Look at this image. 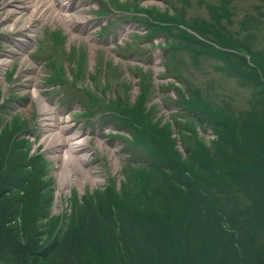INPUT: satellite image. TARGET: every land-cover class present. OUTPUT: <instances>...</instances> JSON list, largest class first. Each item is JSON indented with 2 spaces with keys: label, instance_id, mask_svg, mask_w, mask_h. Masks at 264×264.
Listing matches in <instances>:
<instances>
[{
  "label": "rangeland",
  "instance_id": "374dc122",
  "mask_svg": "<svg viewBox=\"0 0 264 264\" xmlns=\"http://www.w3.org/2000/svg\"><path fill=\"white\" fill-rule=\"evenodd\" d=\"M3 5L7 13L0 14V28L4 33L27 34L19 28L32 24L28 28L33 29L34 35L29 49L20 44L19 49H13L0 43V53L10 49L16 54L14 61L5 67L6 72L10 70L5 75L7 81L0 75V133L4 130L0 135V182L5 181L1 187L5 190L8 180L14 176L19 180L20 185L12 188L16 194L25 193L23 209L32 203L31 207L38 206L41 210L51 193L49 216L52 212L55 216L70 215L74 210L80 212V205L87 199L100 204V194L109 187L119 193L124 186L128 191L139 192L131 196L138 204L147 199L141 187L155 185L159 174L137 166L144 180L130 175L137 162L146 163L150 159V152L125 118L117 122L116 115L133 106L116 101L118 95L126 100L142 95V111L133 114L140 116L146 129L161 136L157 140L163 148L165 143L161 139L167 134L179 151L188 148L192 156L197 153L205 162L207 152L214 147L213 132L218 129L212 128L211 121L217 124L218 120L224 127V138L219 143L227 154L235 156L230 149L235 141L246 149H264L259 145L260 139L264 140V99L257 95L262 88L249 76L253 72L250 69L261 72L260 66H253L256 57L264 62V0H72L70 8L64 11L59 10L54 0L53 9L64 14L63 17L44 14V19L38 21L34 17L23 25L18 23V27L12 25L13 14L18 11L28 16L26 0H2V3L0 0L1 10ZM135 7L149 12L144 14L156 20L126 11L136 10ZM162 22L175 29L151 30L152 24ZM184 29L190 30L196 46L189 45L178 52L174 57L176 67L169 72L167 66L165 72L161 52L171 49L163 47L172 42L179 46L186 43ZM0 37H4L1 32ZM28 54L35 63L32 73L22 68ZM134 61L144 68L148 78L144 86L139 85L136 71H132ZM175 72L181 79L177 91L166 84L164 88L157 85L172 81ZM34 91L45 106L33 98ZM90 94L94 98L101 95L100 104L94 106L95 109L101 106L97 112L100 111L104 125L97 119L91 123L89 115L78 116L90 106ZM175 95L181 104L191 101L197 106L194 124L174 111ZM261 95L264 96L263 91ZM57 117H61L60 127L68 124L66 128L53 124ZM115 123L125 128L127 139L110 134ZM71 136L85 138L87 144L84 151L73 154L74 158L64 164L62 157L55 159L51 151ZM165 152L170 153L169 148ZM83 153L84 164L76 158ZM157 159L161 161V156ZM228 168L235 169L234 165ZM235 190L230 188V192ZM67 222L73 221L68 218ZM12 226L19 234L29 227L20 217L8 225ZM2 243L4 240L0 238V264H9L1 253Z\"/></svg>",
  "mask_w": 264,
  "mask_h": 264
},
{
  "label": "trees",
  "instance_id": "16d2710c",
  "mask_svg": "<svg viewBox=\"0 0 264 264\" xmlns=\"http://www.w3.org/2000/svg\"><path fill=\"white\" fill-rule=\"evenodd\" d=\"M152 25L153 28L169 27ZM183 32L187 36L186 43L182 46L173 42L168 45L174 48L195 47L197 41L193 35ZM254 60L257 63L253 66H260L261 72L250 69L253 72L249 76L254 84L260 83L264 92V62L259 57ZM141 79L143 83V77ZM262 91L257 95L263 100ZM124 103L133 106L129 105L123 113L120 112V120L125 118L126 124L138 131L137 139L146 142V150L150 152V159L146 163L137 162L130 175L144 180L137 166L159 174L155 185L141 187L147 199L138 204V200L131 196L139 192L128 191L124 186L119 193L114 187H109L100 194L98 205L87 199L80 205V212L74 210L70 215L49 216L51 193L41 210L37 209L38 206L36 209L31 207L32 203L28 209H23V197L26 195L16 194L13 189L20 185L17 183L19 180L15 176L8 180L5 190L1 188L5 184L2 181L0 238L4 240L1 253L6 262L264 264V149H246L235 141L230 147L235 156L227 154L219 143L224 138V127L218 120L217 124L211 121L212 128L218 129L213 132L216 137L212 140V152H207V160L203 162L197 153L192 156L188 148H184V152L179 151L167 134L164 140L161 139L165 147L158 143L161 136L153 129H146L140 116L133 114L142 111V95L138 96L136 103L127 100ZM179 103L185 113L178 111V115L189 118L194 124L195 116L190 112L197 106L191 101ZM130 117L132 119H126ZM259 145L264 148V140L260 139ZM168 148L170 153L165 152ZM159 156L161 161L157 159ZM232 165L236 170L228 168ZM23 179L28 180L26 177ZM231 187L236 190L230 192ZM18 217L29 225L22 234L16 227H8ZM68 218L73 222L68 223Z\"/></svg>",
  "mask_w": 264,
  "mask_h": 264
},
{
  "label": "bare ground",
  "instance_id": "6f19581e",
  "mask_svg": "<svg viewBox=\"0 0 264 264\" xmlns=\"http://www.w3.org/2000/svg\"><path fill=\"white\" fill-rule=\"evenodd\" d=\"M48 2L50 3V5L48 4ZM26 6L28 9H30L28 16L26 17L23 13H18V11H16V13L13 14V20H14L12 22L13 25H16L18 23H19V25H23L27 22L28 19H31L34 17L44 19L45 18L44 16H46L44 14L50 15V17H53L51 15H54V16L60 15L61 17L64 16V14H62V13L61 14L59 12L56 13V10L53 9L52 0H26ZM41 13H43V14L41 15ZM18 19H19V22L17 21ZM29 23L30 22H28V24ZM0 63L2 65L3 61H1ZM33 95H34L33 98H36V100L37 99L40 100L39 94L36 91L33 92ZM40 101H41L42 105L45 106L42 98ZM60 119H61V117L55 118L53 120V122H54L53 124L57 125L58 128H66L68 124H66L63 127H60V125H59ZM65 121H66V123L69 122L68 116L66 117ZM85 140H86L85 138H79L78 139V138H76V136L68 137L64 140V143L62 145L60 144L58 147L52 148V151H51L52 156L55 159L62 157L64 164H67L72 158H74L73 154H76L78 151H84L85 150L84 147H86V144H87ZM76 158L78 159V161L80 160L81 163L84 164L86 154L83 153L79 156H76Z\"/></svg>",
  "mask_w": 264,
  "mask_h": 264
}]
</instances>
